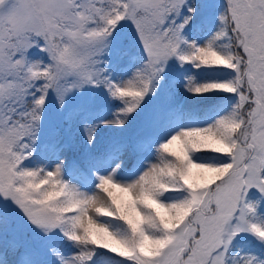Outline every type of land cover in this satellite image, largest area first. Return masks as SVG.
I'll use <instances>...</instances> for the list:
<instances>
[{"label": "snow or ice", "instance_id": "obj_1", "mask_svg": "<svg viewBox=\"0 0 264 264\" xmlns=\"http://www.w3.org/2000/svg\"><path fill=\"white\" fill-rule=\"evenodd\" d=\"M0 264H264V0H0Z\"/></svg>", "mask_w": 264, "mask_h": 264}]
</instances>
